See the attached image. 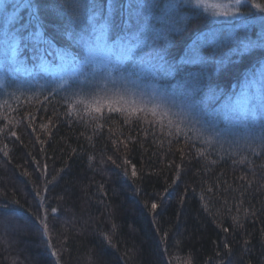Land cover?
Listing matches in <instances>:
<instances>
[{"label": "trees", "instance_id": "16d2710c", "mask_svg": "<svg viewBox=\"0 0 264 264\" xmlns=\"http://www.w3.org/2000/svg\"><path fill=\"white\" fill-rule=\"evenodd\" d=\"M15 3L0 0V36ZM82 3L90 8L92 0H41L39 19L21 16L29 31L40 29L63 50ZM253 3L264 0H244L240 14L225 17L181 0L170 23L153 22L148 34L166 28L159 41L168 61L200 47L209 84L226 98L264 65V49L243 51L237 39H255L264 23V8ZM21 54L20 67L32 74L51 65L30 49ZM85 71L84 92L93 94L73 97L80 92L73 75L62 82L39 73L38 82L20 87L7 70L12 80L0 88V264H264V131L227 128L217 112L212 120L173 107L176 115L162 122L159 112L134 113L140 100H114L118 88ZM114 74L121 89L132 90L131 80ZM151 90L144 80L136 92Z\"/></svg>", "mask_w": 264, "mask_h": 264}, {"label": "snow or ice", "instance_id": "6c2138e0", "mask_svg": "<svg viewBox=\"0 0 264 264\" xmlns=\"http://www.w3.org/2000/svg\"><path fill=\"white\" fill-rule=\"evenodd\" d=\"M180 2L181 0L172 3L168 0H92L90 12L88 5L82 3L77 15L73 17L76 27L67 34L68 45L63 50H57L51 40L43 38L40 29L29 31L21 16L27 12L29 21L39 19L41 0H17L13 5V14L6 16L8 27L0 36V48L6 60L11 59L14 62L26 49H30L34 57L44 58L52 63L59 57L62 62H66L71 75L75 77L72 83L80 87V92L73 93V97L93 94L84 92L85 87H90L85 70L93 63L108 70L110 75L118 72L124 81L131 80L133 83L132 90L124 89L125 94L136 97L143 105L133 112H150L153 117L159 112L161 122L165 116L176 115L172 112L173 107H179L182 113L195 112L200 116H211L214 120L215 117L211 114L217 112L218 105L224 118L233 125L247 121L249 117L254 118L258 112L264 113V72L260 74L259 80L248 82L235 99L232 96L222 98L209 84L205 70L206 61L197 52L195 45L186 50L178 61H168L165 58L157 46L161 39L160 31L153 36L148 33L153 22L165 23L170 11L178 8ZM190 2L197 4V0ZM243 4L244 0H229V3L216 5L215 7L227 9L217 15L230 17L240 14ZM252 7L261 9L264 5L253 3ZM237 39L243 51L264 49V23L260 25L255 39L247 35ZM77 46L86 50V57L84 51H76ZM73 65H79V68H72ZM63 68L64 63L61 64V69ZM80 76L85 79L81 81ZM144 80L153 82V90L151 94L141 91L137 96L138 82ZM161 81L166 82L163 89L159 87ZM97 88L107 90L106 86L95 85L93 91ZM167 89L171 90L170 94ZM72 102L84 105L83 100L73 99ZM148 105H151L150 109ZM84 108L87 112V105ZM94 111L100 113L101 108L97 107ZM261 139L264 140V136ZM135 174L133 171V175ZM156 207L153 203L152 208ZM52 255L55 256L56 252L53 251Z\"/></svg>", "mask_w": 264, "mask_h": 264}, {"label": "rangeland", "instance_id": "374dc122", "mask_svg": "<svg viewBox=\"0 0 264 264\" xmlns=\"http://www.w3.org/2000/svg\"><path fill=\"white\" fill-rule=\"evenodd\" d=\"M197 2L199 4H202V3L208 4L210 6H213V8H214L216 5H223V4L229 3V0H197ZM215 8L217 9V11H221V12L227 10L225 8H222V7H215ZM88 9H91V7ZM11 14H12L11 12H7L6 16L11 15ZM51 17L55 18L54 16H51ZM169 23H170L169 21H168V23L165 22V24H169ZM257 23L260 24L259 22H257ZM161 29H162V31H161ZM158 31H160V33L164 36V34L166 33V28H164L162 26L158 27L156 29V32H158ZM203 42H206V41H203ZM161 44H163V43L161 41H158L157 46L163 52V51H165V43L163 45H161ZM196 50H197V52L200 53L202 49H200V47L196 46ZM83 51H84V56L86 57V55H87L86 50H83ZM21 55L22 54L18 55V57H20ZM18 57H17V60L15 62L12 61L11 59L6 60V58L3 54V50H2V48H0V88L8 89V87H9L8 80H10L11 78L7 79V70L12 72V74H13L12 76L14 77V80H13L14 86L18 85L20 87H22L26 84H30L28 80L38 82L39 81L38 80L39 73H42V74H49L50 73L49 75H51V76L54 75L53 77L58 78L62 82L66 81L68 78H70L72 76L71 70L68 69L66 62H62L59 57H57L55 63L51 62V65H49V66L43 65L42 69H37L35 71V73H33V74L30 71L26 70L25 68L20 67V64L18 63ZM207 60L208 59L205 56L206 64L208 62ZM62 63H64L63 69H61ZM72 68H79V65H73ZM17 69H19V70H17ZM101 71H103L105 73V75L102 74ZM88 72L89 73H95L97 75L96 77H98V76L101 77V80L98 79V81L100 83L111 84V85H114L115 87L118 88V89H116L118 91L114 92L117 94V95H114V100L118 99V98L121 99V97H123V99L131 101L129 104H134L133 100L139 101V99H137L136 97H132L131 95L125 94L124 89H121L122 84L118 81V77L114 73H111V75H110L109 71L102 68L100 65L93 63L87 69V73ZM257 72L258 73H257L256 79H254V80H259L260 74L262 72H264V65L260 69H258ZM30 75L32 77H30ZM138 83L140 84V82H138ZM130 85L133 86V83ZM245 87H242L240 90L236 91L233 95H228L227 97L232 96L233 99H235V97L240 95V93L245 89ZM151 92H152V90H151ZM137 96H138V94H137ZM217 114L220 115V117H223L224 121L226 122L225 127H227V128L229 127L232 130H234V126H236V127L241 126L240 127L241 130L244 128L246 133H251L254 136H258L257 134H261L264 131V113L258 112L254 118L249 117L247 121L237 122L235 125H233L227 119L224 118L223 112L220 111L219 106H217Z\"/></svg>", "mask_w": 264, "mask_h": 264}]
</instances>
